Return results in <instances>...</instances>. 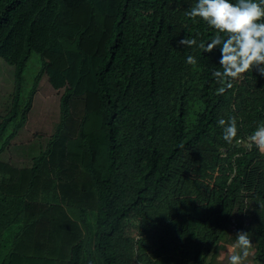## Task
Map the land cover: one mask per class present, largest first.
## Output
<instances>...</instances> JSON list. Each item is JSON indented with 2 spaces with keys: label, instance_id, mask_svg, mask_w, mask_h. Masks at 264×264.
<instances>
[{
  "label": "trees",
  "instance_id": "obj_1",
  "mask_svg": "<svg viewBox=\"0 0 264 264\" xmlns=\"http://www.w3.org/2000/svg\"><path fill=\"white\" fill-rule=\"evenodd\" d=\"M196 2L0 0L14 82L0 114V264H211L236 240L233 220L264 264V155L247 147L264 76L217 94L219 47L179 43L215 35L187 17ZM62 65L59 122L14 162L41 81ZM233 115L241 143L228 144L218 120Z\"/></svg>",
  "mask_w": 264,
  "mask_h": 264
},
{
  "label": "clouds",
  "instance_id": "obj_2",
  "mask_svg": "<svg viewBox=\"0 0 264 264\" xmlns=\"http://www.w3.org/2000/svg\"><path fill=\"white\" fill-rule=\"evenodd\" d=\"M187 17L198 18L215 31L209 42H197L185 37L179 43L186 47L198 46L203 52L212 53L220 49V70L212 75L220 87L216 90L223 95L233 87V81L243 80L245 74L257 69L264 76V0H197L186 12ZM186 63L196 65L195 56L189 55ZM235 110V109H234ZM218 125L223 129V140L228 144L241 143L238 137V124L235 115L227 120L221 118ZM247 147L253 145L264 155V121L247 137ZM250 233L239 231L235 244L228 249L227 264H246L253 255Z\"/></svg>",
  "mask_w": 264,
  "mask_h": 264
},
{
  "label": "rangeland",
  "instance_id": "obj_3",
  "mask_svg": "<svg viewBox=\"0 0 264 264\" xmlns=\"http://www.w3.org/2000/svg\"><path fill=\"white\" fill-rule=\"evenodd\" d=\"M59 64L66 63L59 60ZM56 63V65H57ZM40 58L34 54L28 64V69L25 77L32 79L39 71ZM64 65L57 66L51 70L49 77L45 76L40 84V89L36 95L34 107L31 111L28 124L20 134L17 141V148H13L9 157L14 162L24 159L28 153H31L30 148L44 144V139L49 138L53 133L55 125L60 119V96L62 91L56 90L64 84L62 75ZM14 86L13 69L0 62V114L4 111L6 100L12 92ZM44 141V142H43ZM250 238L253 243V255L248 258L246 264H258L254 261L255 254V239L250 233ZM235 244V241L227 243L224 249H221L210 260L211 264H227L228 249ZM175 264V263H171Z\"/></svg>",
  "mask_w": 264,
  "mask_h": 264
},
{
  "label": "built area",
  "instance_id": "obj_4",
  "mask_svg": "<svg viewBox=\"0 0 264 264\" xmlns=\"http://www.w3.org/2000/svg\"><path fill=\"white\" fill-rule=\"evenodd\" d=\"M233 224H234L233 231L237 234L239 231H238V229L236 227V221L235 220H233Z\"/></svg>",
  "mask_w": 264,
  "mask_h": 264
}]
</instances>
